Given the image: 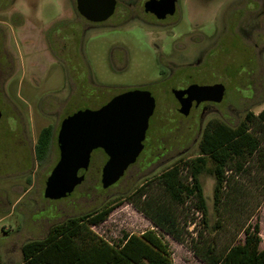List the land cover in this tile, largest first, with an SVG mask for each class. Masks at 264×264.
I'll list each match as a JSON object with an SVG mask.
<instances>
[{
    "label": "rangeland",
    "instance_id": "1",
    "mask_svg": "<svg viewBox=\"0 0 264 264\" xmlns=\"http://www.w3.org/2000/svg\"><path fill=\"white\" fill-rule=\"evenodd\" d=\"M117 1L135 5L144 0ZM248 2L186 0L184 4L182 0L177 25L159 31L127 15L119 17V6L107 25L95 26L78 16L74 0H0V259L4 263H21L22 244L45 237L53 225L109 206L113 209L108 218L91 229L112 244L126 236L123 246L128 242L135 263L168 258L172 264H206L203 255L209 242L221 247L231 240L242 241L246 224H259V246L264 248V199L259 187L264 173L254 158L245 173L234 177L245 186L250 204L231 217L214 212V178L207 170L200 174L209 230L191 201L168 205L159 222L153 221L148 197L137 199L136 192L149 184L147 194L162 201V188L152 183L155 178L179 160L197 155L201 136L195 114L183 117L176 112L173 87L189 83L225 87L223 101L210 106L203 117V128L213 120L235 127L247 112L262 110L264 17L258 49L251 50L243 38L233 35L237 21L253 10ZM247 26H242L245 31ZM189 74L188 83L185 79L172 85L174 79ZM132 88L148 91L155 101L146 147L137 161L104 190L100 175L107 157L93 151L84 181L68 197L44 199L45 181L59 159L56 134L62 120L77 111L96 110ZM49 126L52 143L46 159L38 163L36 139ZM217 220L220 227L212 228Z\"/></svg>",
    "mask_w": 264,
    "mask_h": 264
},
{
    "label": "trees",
    "instance_id": "2",
    "mask_svg": "<svg viewBox=\"0 0 264 264\" xmlns=\"http://www.w3.org/2000/svg\"><path fill=\"white\" fill-rule=\"evenodd\" d=\"M53 134L50 126L39 132L34 147L38 163L46 159ZM197 148L194 158L179 160L152 182L162 188V201L147 194L149 184H143L136 190L137 199L143 195L148 197V203L152 206L149 217L153 221L157 219L159 222L167 213L168 205H183L191 201L194 209L201 214L204 228L209 230L207 203L199 182L200 174L206 170L214 178L212 205L216 214L224 211L231 217L239 209L249 206L245 186H241L234 177L245 173L246 164L252 158L264 173V108L258 114L247 112L244 120L235 127L210 121L201 134ZM259 187L263 189L260 199H264V178ZM260 205L258 201L255 209ZM112 209L109 206L93 210L53 225L45 237L22 244V261L19 264H172L168 258L135 263L128 254V242L123 246L126 236L112 244L96 235L91 226L104 222ZM220 224L217 220L212 228H219ZM259 231L258 223L246 224L241 229L244 236L242 241L235 239L218 247L212 240L203 259L206 264H264V248L259 246ZM0 264L6 263L0 259Z\"/></svg>",
    "mask_w": 264,
    "mask_h": 264
},
{
    "label": "water",
    "instance_id": "3",
    "mask_svg": "<svg viewBox=\"0 0 264 264\" xmlns=\"http://www.w3.org/2000/svg\"><path fill=\"white\" fill-rule=\"evenodd\" d=\"M174 5L175 0H149L145 10L160 18L173 14ZM75 6L87 22L101 23L113 14L115 0H75ZM224 93L222 84H193L185 90H172L180 104L179 113L184 116L193 101L220 104ZM154 108L155 101L148 91L129 90L96 110L77 111L63 119L56 138L59 159L45 181L43 198L55 201L68 197L84 181L95 150H102L107 157L101 168L102 189L114 186L143 150Z\"/></svg>",
    "mask_w": 264,
    "mask_h": 264
},
{
    "label": "flooded vegetation",
    "instance_id": "4",
    "mask_svg": "<svg viewBox=\"0 0 264 264\" xmlns=\"http://www.w3.org/2000/svg\"><path fill=\"white\" fill-rule=\"evenodd\" d=\"M147 1H149V0H144L141 4H135V5H128V4H123V5L120 4L119 5L118 1L115 0V7H114L113 14L106 21L101 22V23H90V22H87L85 19L84 20L87 23H89L91 25H95V26L96 25H107V22L113 17V15H115V13L117 12V7L119 6L120 10L117 12L119 17H124L127 15L131 19H133L134 21L145 24V25L150 26L152 28H156L159 31L165 30V29H168L172 26L177 25L176 21L178 18L180 6L182 5L181 4L182 0H175L174 13L173 14H164L160 18H158V16H156L154 13H151V12L145 10V3ZM185 1L186 0H183L184 4H185ZM247 4L251 5V9H253V10L252 11L250 10L247 13V15L245 16L246 19L244 18L242 20L240 19L239 21H237V24H236L235 29H234L235 32L233 33V35L235 34L234 36L237 38H240V39L243 38V45L245 43L246 44L248 43V45L252 47V48H250L251 50H256L259 47L260 39L262 36L261 35V20L260 19H261V17H264V0H249V2ZM75 10H76V6H75ZM119 12H120V14H119ZM76 13L78 14L77 11H76ZM78 16L81 17L79 14H78ZM253 16H254V18H252ZM255 18H257L259 20L255 21L254 20ZM252 21H253V24L250 25ZM245 23H247V25H248L247 31H245L242 27L245 25ZM63 41H64V37H63ZM62 48H63L62 50L64 52V45L62 46ZM191 78H192V75H190V74L186 78H184V77L182 79L176 78V79H174L172 85H176L175 82H177V80L179 82H184L187 80L185 83H188L189 80H191ZM205 78H206V76H205ZM193 84H196L199 86L208 85V84L189 83L185 87H176V88L173 87L171 89L170 93H171L173 99L175 100V103L178 105V107L176 108V112L178 114H180L179 113L180 104L174 98V96L172 94V90L173 89L185 90L188 86L193 85ZM129 90H143V89L132 88ZM129 90H127V91H129ZM184 97H186V95ZM212 105H218V104H214L211 102H201V103L197 104L195 101H193L191 103V107H190L188 115L187 116H184L182 114H180V115H182L183 117H188L191 112H194V114H195L194 123H195L196 127L198 128V130L200 132V136H201V134L205 128V127L204 128L202 127L203 117L206 115L207 111L209 110L210 106H212ZM154 110H155V108H154ZM153 114H154V111H153ZM153 114H152V116H153ZM151 117H150V119H151ZM150 119H149V121H150ZM149 121H148V128H147L146 133H145V139L143 141L144 148L141 151V153L144 152V149L146 147L147 131L149 130ZM58 131H59V129H58ZM58 131H57V134H58ZM57 134H56V138H57ZM56 144H57V142H56ZM95 151H97V150H95ZM100 151H102V150H100ZM141 153H140V155H141ZM158 158L159 157H157L155 159L157 160ZM137 159H136V161H137ZM49 201H53V200H49ZM55 201H57V200H55Z\"/></svg>",
    "mask_w": 264,
    "mask_h": 264
},
{
    "label": "crops",
    "instance_id": "5",
    "mask_svg": "<svg viewBox=\"0 0 264 264\" xmlns=\"http://www.w3.org/2000/svg\"><path fill=\"white\" fill-rule=\"evenodd\" d=\"M264 108V106L262 107V109ZM259 113V112H258ZM258 113H256V114H258Z\"/></svg>",
    "mask_w": 264,
    "mask_h": 264
}]
</instances>
